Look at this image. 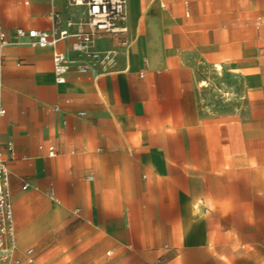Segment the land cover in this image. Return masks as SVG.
<instances>
[{"label":"crops","instance_id":"obj_1","mask_svg":"<svg viewBox=\"0 0 264 264\" xmlns=\"http://www.w3.org/2000/svg\"><path fill=\"white\" fill-rule=\"evenodd\" d=\"M68 1L0 0L15 256L264 264V0H128L130 44H96L115 64L58 84L73 38L39 48L15 30L74 33Z\"/></svg>","mask_w":264,"mask_h":264},{"label":"built area","instance_id":"obj_2","mask_svg":"<svg viewBox=\"0 0 264 264\" xmlns=\"http://www.w3.org/2000/svg\"><path fill=\"white\" fill-rule=\"evenodd\" d=\"M72 7L84 8L82 17L77 22H68V26H77V31L71 33L68 29L59 30L56 34L35 29L25 30L17 28L15 36L39 48L55 49L60 41L73 38L72 50L80 56L70 58L66 53L55 51L53 55L54 71L58 84L67 81L68 73L75 66L80 74H88L97 67L104 70L111 68L116 61L117 51L114 49L99 50L97 42L106 35L112 36L121 45L128 46V0H69ZM10 44L8 35L0 30V124L6 116L7 110L2 102V69L3 49ZM228 98L229 93H224ZM11 149V144H9ZM50 150L49 156H54ZM92 179V177H89ZM10 171L8 159L0 147V264H24L15 256L17 250L16 230L14 224V210L9 188ZM34 249L26 250V260L34 262Z\"/></svg>","mask_w":264,"mask_h":264},{"label":"rangeland","instance_id":"obj_3","mask_svg":"<svg viewBox=\"0 0 264 264\" xmlns=\"http://www.w3.org/2000/svg\"><path fill=\"white\" fill-rule=\"evenodd\" d=\"M221 94H223V93H221ZM225 99V98H224Z\"/></svg>","mask_w":264,"mask_h":264}]
</instances>
